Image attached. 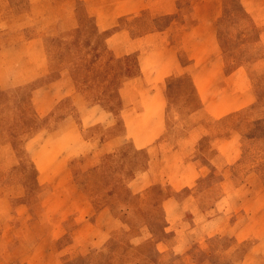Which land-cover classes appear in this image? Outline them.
I'll use <instances>...</instances> for the list:
<instances>
[{"label":"rangeland","instance_id":"rangeland-1","mask_svg":"<svg viewBox=\"0 0 264 264\" xmlns=\"http://www.w3.org/2000/svg\"><path fill=\"white\" fill-rule=\"evenodd\" d=\"M44 1L48 0H31L36 4L32 7L30 0H0V18H4L0 46L27 39L38 30L45 34L40 45L46 49L51 70L49 77L22 90L0 92V242L3 232L7 242L6 248L0 246V264H240L251 244L239 243L232 235L206 240L200 246L190 241L186 252L174 251L176 232L182 235L190 228L192 214L173 210L175 200L183 198L190 208L191 193H199L209 201L203 207L208 215L225 189L238 192L245 184L256 193L264 189V0H218V35L225 67H243L256 95L250 108L215 123V137L233 130L242 135L240 156L230 166L235 180L222 185V168L205 170L207 174L198 183L199 178L193 181V166L185 164L182 156L159 163L157 156L151 159L154 148L147 152L128 140L124 122L129 117L122 113L126 104L122 94L127 92L126 80L139 75L140 60L137 53L117 55L111 50L115 33L122 32L121 38L128 40L131 30L140 38L177 24L174 20L181 22L193 7L200 11L201 4L194 0ZM215 7L216 0H205L203 10L213 13ZM26 15L37 17L36 22ZM25 25L32 26L24 31ZM70 26V32L57 33ZM181 58L188 63L185 56ZM68 67L77 81L70 88L60 81L63 89L59 85L55 95L38 103L44 116L36 117L29 101L31 90L48 85ZM168 81V125L169 129L176 127V134L169 132L165 139L169 145L172 136L177 142L192 126L190 114L198 101L195 96L185 100L193 90L185 75ZM63 94L67 96L61 99ZM81 95L88 107L84 119L76 111ZM70 112L77 133L68 136L67 144L63 133L55 137L53 132L62 131L63 116ZM131 117L135 127L144 126L145 118ZM112 136L117 138L112 141ZM107 140L105 152H98ZM210 140L211 136L197 140L195 150L186 151V160L200 157L203 164L207 162L212 156ZM81 143L86 156L79 157L76 150ZM138 143L143 146L142 140ZM169 198L174 204L164 206ZM257 204H264V195L249 209H256ZM239 210L229 216L235 225L242 218ZM99 212L104 213L101 221L105 222L102 244L95 245L96 237L87 230L79 239L78 232L89 228ZM167 213L173 222L168 235ZM237 228L233 235L239 233ZM161 241L166 247L159 250Z\"/></svg>","mask_w":264,"mask_h":264},{"label":"crops","instance_id":"crops-1","mask_svg":"<svg viewBox=\"0 0 264 264\" xmlns=\"http://www.w3.org/2000/svg\"><path fill=\"white\" fill-rule=\"evenodd\" d=\"M194 1L201 4V10L199 11L197 7H193L190 14L181 17L183 18L181 22L174 20L177 23L175 25L169 24L164 29L155 30L140 36V38L133 36L131 30L128 31V40L121 38L122 32L115 33L112 36L113 45L111 50L113 54L119 55L122 52L124 54L127 53V55H133L137 53L140 60L141 73L139 72L138 76L131 77L124 83L127 92L122 94V98L126 100L122 113L123 115L126 113L127 117H129V120L124 122V124H127L125 125L124 133L127 134L128 140L136 148H144L147 152L152 151L154 148L156 151L153 150L151 159L155 160L154 157L157 156L159 163L163 160H169V157L179 158L182 156L185 164L193 166V181L199 178L196 181L199 183V181L203 180L200 178L205 176L210 169L219 167L223 171L219 182L221 185L224 183L229 184V182L235 180V175H233L230 166L240 156L239 150L242 135L239 131L233 130L225 136L215 137V123L224 121L228 117L250 108L256 101V95L251 86V81L248 80L247 71L243 67H237L233 70H227L225 67L223 50L218 35L220 22V15L216 12L218 0H216V7L213 13L204 12L203 5L205 0ZM46 2L44 1V3ZM44 3H42L44 6L50 5V3ZM35 5V2L30 0V6L34 7ZM28 17L32 23L36 22L37 17L34 15H26L27 20ZM0 19V21H3L4 18ZM22 20L26 19L23 17ZM25 26L24 31L32 25ZM72 29L71 26L66 27L57 33H68ZM35 31L36 33L27 37V39L21 38L15 43L0 46V92L7 93L4 90L14 88L13 93L26 88L31 82L40 81L51 75V70H49L45 57L46 49L40 45V41L45 34H41L38 30ZM124 46H127V52L124 51ZM183 56L187 58L188 63L184 64L183 58H181ZM184 75L191 81L193 88L190 96L188 95L185 100H191L195 96L198 106L194 107L190 114L192 126L188 127L189 129L185 130V132H181L184 135L181 140L179 138L175 142V137L172 136L168 145L165 142L166 137L176 134V127L175 129H169L167 119L169 106L171 105V98H169L168 94L170 82L168 80ZM51 81L46 86L31 90L29 101L36 117L41 118L44 116L40 112L41 109L38 108L40 106L38 103L49 100L52 94L55 95L57 93L56 88H59V85L63 89L60 81H65L70 88L72 87V81L77 80L73 70L68 67L60 71L59 75ZM44 94H47L48 97ZM66 96L63 94L61 99ZM79 99L73 98V100L79 102L76 110L77 114L81 119H84L88 107L85 104L83 95ZM58 102L59 100H56L54 107L57 106ZM131 116L145 118L144 126L135 127L133 125L134 120L132 122L130 119L132 118ZM74 119L75 117H72L71 112L65 114L63 116L64 127L62 131L55 130L53 132L54 136L58 137L63 133L66 143L69 144L68 136L77 133L76 126L72 122ZM169 132L171 134H168ZM178 132H180V129L177 127ZM79 134L81 133L79 132ZM208 136H211L209 155L212 156L207 159V162L203 164L200 157L186 160L187 156L184 157L185 154L187 155L186 151L195 150L197 140ZM111 138L114 141L117 137L114 138L112 136ZM138 139L142 140L143 146L139 145ZM109 140L97 151L105 152ZM5 145V147L14 149L11 143H5ZM28 145L29 143L26 144L27 148L29 147ZM79 146L81 149L76 150V155L81 157L85 155L86 149L83 147V143L79 144ZM71 152L72 149L70 150ZM201 154V156H204L203 153ZM94 156H96V152ZM67 161H64V166ZM59 170L63 172L65 168ZM46 174L41 175L46 176ZM144 175L146 177V174ZM249 178L252 179L253 177ZM53 179L62 180L55 175H53ZM255 180L261 181V178L255 177ZM244 187L245 189L242 188L238 192L225 191V189L210 207L211 213L208 215L203 210L205 203H209L207 200L205 202V195L191 193L192 206L190 208L187 207L184 198L176 199V207L173 211L178 214L182 210L186 214H192V221L188 229L189 232L186 230L182 235L180 232H176L174 251L179 253L186 252L187 244L190 241L200 246V243L206 240L209 242L217 237L232 235L239 243L249 242L251 244L240 264H264V204L260 206L257 204L256 209H249L250 205L255 204L259 197L264 195V189H262V193H256L248 184H245ZM171 199L165 200L163 205L174 204ZM238 203L240 205L237 208L235 206ZM236 209H240V215L242 216L238 225L233 224L229 217L232 210ZM103 214V212L96 214L95 222L89 228H81L78 232V238L80 239L82 232L87 230L91 231L90 236L94 235L96 237L94 240L95 245L102 244L101 238L105 232L103 225L105 222L101 221ZM165 218V233L168 235L171 233L173 222L168 213L165 214ZM235 227H238L239 233H234L235 235H233L232 231ZM2 235L4 238V232ZM3 238L0 246L1 248H6L7 242ZM75 245H77V242ZM157 245L159 250L166 247L162 241L157 243ZM29 263L33 264L32 262Z\"/></svg>","mask_w":264,"mask_h":264}]
</instances>
